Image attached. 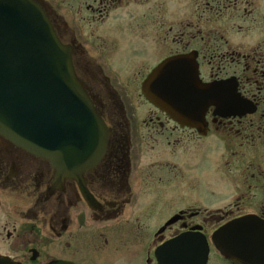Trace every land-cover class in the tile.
I'll use <instances>...</instances> for the list:
<instances>
[{"label": "flooded vegetation", "instance_id": "af4514ba", "mask_svg": "<svg viewBox=\"0 0 264 264\" xmlns=\"http://www.w3.org/2000/svg\"><path fill=\"white\" fill-rule=\"evenodd\" d=\"M33 1L72 48L79 80L109 137L101 159L76 178L0 134V261L159 264L157 249L196 232L209 244L207 264H234L215 247L213 234L246 216L264 223V0ZM186 56L203 84L228 83L236 95L234 114L208 110L203 135L142 93L161 63ZM209 138L222 145L225 175L235 170L236 182L228 178L237 213L185 207L163 218L157 200L142 202L147 191L192 186L185 179L195 169L187 168L190 156Z\"/></svg>", "mask_w": 264, "mask_h": 264}, {"label": "water", "instance_id": "95a60500", "mask_svg": "<svg viewBox=\"0 0 264 264\" xmlns=\"http://www.w3.org/2000/svg\"><path fill=\"white\" fill-rule=\"evenodd\" d=\"M227 85L203 84L194 58L186 56L161 63L142 93L171 119L203 135L210 108L236 112V95ZM0 134L49 159L68 177H80L106 150L109 132L79 80L72 48L33 0H0ZM212 240L234 264H259L264 258L258 250L264 249V223L255 216L225 224ZM156 257L159 264H207L209 244L202 234L189 232L159 248Z\"/></svg>", "mask_w": 264, "mask_h": 264}, {"label": "rangeland", "instance_id": "374dc122", "mask_svg": "<svg viewBox=\"0 0 264 264\" xmlns=\"http://www.w3.org/2000/svg\"><path fill=\"white\" fill-rule=\"evenodd\" d=\"M116 67L122 71L121 66L116 65ZM137 79V83L139 84L138 90H140L142 78L137 77ZM200 146H202V143L199 145V148H201ZM219 148H222L220 141L216 138H209L205 140L201 150L196 151L194 156H190L187 168L195 169L190 175L186 174L187 177L185 179L187 183H192V186L179 185L173 190L163 188L161 191H147L145 195H142V202L157 200L158 214H161L163 218H165L171 208L180 210L185 207L195 208L197 211H206V213L212 214H216L223 209L226 211H236L237 213L238 211L235 210V207L231 206L235 202L234 199L237 193L235 194L234 188L231 185L232 182L228 178L231 174L232 178L230 179L234 180V183L236 182V173L233 170L235 161L232 162L231 156H227V168H232L233 171L230 173L228 170L226 177L218 160ZM181 181L184 182V179ZM178 182L182 184L180 181ZM243 212H252V209L244 208ZM151 233H153V230H151ZM149 236L152 237V234Z\"/></svg>", "mask_w": 264, "mask_h": 264}]
</instances>
